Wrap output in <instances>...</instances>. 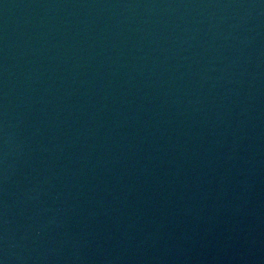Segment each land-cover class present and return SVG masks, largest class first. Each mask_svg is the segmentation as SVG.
Here are the masks:
<instances>
[{"label":"water","instance_id":"95a60500","mask_svg":"<svg viewBox=\"0 0 264 264\" xmlns=\"http://www.w3.org/2000/svg\"><path fill=\"white\" fill-rule=\"evenodd\" d=\"M0 264H264V0H0Z\"/></svg>","mask_w":264,"mask_h":264}]
</instances>
